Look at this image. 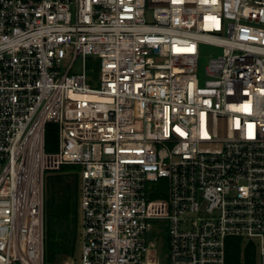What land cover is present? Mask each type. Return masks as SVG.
Returning a JSON list of instances; mask_svg holds the SVG:
<instances>
[{
	"label": "built area",
	"instance_id": "obj_1",
	"mask_svg": "<svg viewBox=\"0 0 264 264\" xmlns=\"http://www.w3.org/2000/svg\"><path fill=\"white\" fill-rule=\"evenodd\" d=\"M64 166L81 264H164V232L168 264H225L231 237L264 264V0H0V264H44Z\"/></svg>",
	"mask_w": 264,
	"mask_h": 264
},
{
	"label": "rangeland",
	"instance_id": "obj_2",
	"mask_svg": "<svg viewBox=\"0 0 264 264\" xmlns=\"http://www.w3.org/2000/svg\"><path fill=\"white\" fill-rule=\"evenodd\" d=\"M220 53V50L209 46L202 45L198 70L200 82L205 80V68L209 59L213 55ZM80 61L74 65V71L79 68ZM98 70V63L90 64L88 68ZM65 171L47 172L45 174V198L48 207L45 211V261L44 264H81V242L79 234L81 232V210H80V184L81 169L64 168ZM162 237L161 256L164 264H168V244L167 232H164L158 238ZM65 241L70 250V254H63L59 251L61 242ZM63 243V242H62ZM258 250V249H257ZM258 264H261L258 251Z\"/></svg>",
	"mask_w": 264,
	"mask_h": 264
},
{
	"label": "trees",
	"instance_id": "obj_3",
	"mask_svg": "<svg viewBox=\"0 0 264 264\" xmlns=\"http://www.w3.org/2000/svg\"><path fill=\"white\" fill-rule=\"evenodd\" d=\"M96 63L90 60V64ZM92 66L90 65V68ZM45 150L46 152H55L58 150V126L53 123L46 125L45 129ZM75 168L76 166H64L58 173L64 172V168ZM48 207L45 198V211ZM63 242V243H62ZM59 246L60 253L70 254L67 243L62 241ZM254 242L244 241L242 238L231 237L226 243L225 264H258V250Z\"/></svg>",
	"mask_w": 264,
	"mask_h": 264
},
{
	"label": "bare ground",
	"instance_id": "obj_4",
	"mask_svg": "<svg viewBox=\"0 0 264 264\" xmlns=\"http://www.w3.org/2000/svg\"><path fill=\"white\" fill-rule=\"evenodd\" d=\"M86 98H91V97H88V96H87Z\"/></svg>",
	"mask_w": 264,
	"mask_h": 264
}]
</instances>
